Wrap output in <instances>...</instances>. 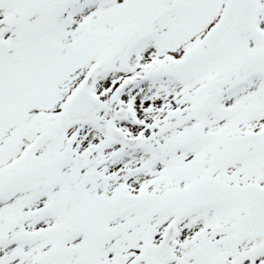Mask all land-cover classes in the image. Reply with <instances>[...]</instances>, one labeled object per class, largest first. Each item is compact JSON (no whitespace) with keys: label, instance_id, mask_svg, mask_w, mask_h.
<instances>
[{"label":"snow or ice","instance_id":"1","mask_svg":"<svg viewBox=\"0 0 264 264\" xmlns=\"http://www.w3.org/2000/svg\"><path fill=\"white\" fill-rule=\"evenodd\" d=\"M0 264H264V0H0Z\"/></svg>","mask_w":264,"mask_h":264}]
</instances>
